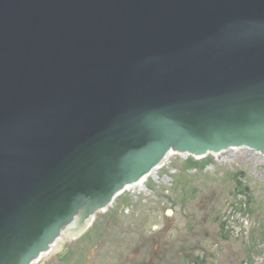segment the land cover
I'll return each mask as SVG.
<instances>
[{
	"label": "water",
	"instance_id": "95a60500",
	"mask_svg": "<svg viewBox=\"0 0 264 264\" xmlns=\"http://www.w3.org/2000/svg\"><path fill=\"white\" fill-rule=\"evenodd\" d=\"M247 148L264 0H0V264L67 254L171 152Z\"/></svg>",
	"mask_w": 264,
	"mask_h": 264
},
{
	"label": "rangeland",
	"instance_id": "374dc122",
	"mask_svg": "<svg viewBox=\"0 0 264 264\" xmlns=\"http://www.w3.org/2000/svg\"><path fill=\"white\" fill-rule=\"evenodd\" d=\"M49 264H264V156L177 155Z\"/></svg>",
	"mask_w": 264,
	"mask_h": 264
}]
</instances>
